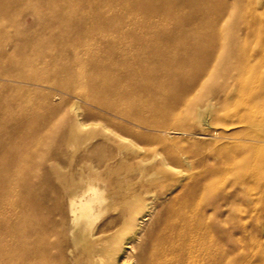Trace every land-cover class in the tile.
<instances>
[{"label": "bare ground", "instance_id": "6f19581e", "mask_svg": "<svg viewBox=\"0 0 264 264\" xmlns=\"http://www.w3.org/2000/svg\"><path fill=\"white\" fill-rule=\"evenodd\" d=\"M20 3L27 26L11 9ZM5 20L18 38L5 44L0 31V62L68 75L82 100L52 105L62 98L52 92L43 112L14 114L0 99V264H236L222 218L201 205L221 180L223 149L202 181L160 205L154 191L159 176L173 188L200 167L169 134L206 136L234 92L228 125L264 129V0H0ZM237 134L254 155L264 143Z\"/></svg>", "mask_w": 264, "mask_h": 264}, {"label": "rangeland", "instance_id": "374dc122", "mask_svg": "<svg viewBox=\"0 0 264 264\" xmlns=\"http://www.w3.org/2000/svg\"><path fill=\"white\" fill-rule=\"evenodd\" d=\"M11 9L21 11V15L17 18V21L22 26H27L32 22V17L28 15L29 9L25 8L23 3L16 4ZM187 12L188 10L184 9L180 13L185 14ZM41 13L47 15L49 11L43 8ZM192 26L190 25V28L187 29H192ZM8 28L7 21L5 22V27L0 26V31L5 30L3 33L5 44L11 45L15 43L18 36L17 32L12 30L14 28H11L9 31ZM0 78V99L5 101L8 108L14 114L20 112H43L45 107H47L46 104L51 102L50 98L47 99V96L52 92L60 93L62 97L55 99L52 105H60L61 102L62 105L65 103L70 104L76 101L77 98L82 100L80 96L82 94L81 91L69 80L68 75L65 74L58 77L52 71L44 72L28 65H21L10 61L0 62ZM40 79H46L51 82V86L44 88L32 85ZM237 103L236 92H234V97H232L231 104L228 107L221 109V106H217L216 116H211L209 119L215 125L213 124V128L206 132L207 135L202 138L198 135L184 136L179 132L169 134L171 138L180 141L182 146L188 147L187 149L193 153V155L191 154L194 157L192 158L193 162L197 163L196 166L200 167L199 169L192 170L191 173L185 174L183 182L177 183L173 188H170L168 177L159 176L157 181L164 183V187L154 191L156 197L154 203L160 205L163 202H167L173 195L181 193V188L186 182L202 181L203 168L216 164V162H218L217 166H219V163L222 161L221 157L212 155L214 154L213 151L223 149L225 153V165L220 175L221 180L217 174L220 172L219 169H213L215 171L206 170L209 173L216 174L215 177H218V181L213 187L211 197L206 200L204 199L201 205L203 206L204 204L205 208L208 209H206L208 213L213 212L215 209L214 213L222 218L223 230L225 232L224 241L229 253L227 260L230 263L234 261L236 264H264V143L260 144L259 152L254 155L249 151L251 144L249 141L237 139V133L243 129L264 139V129L262 127L249 129L246 127L239 128L237 125H228L237 119L235 116V112L238 110ZM80 105L81 107L87 106L83 102H80ZM260 112L264 114V111ZM230 115L231 117H227ZM188 124L193 134H198L203 128L201 120L190 118ZM216 132L217 135H215ZM219 134L223 136L230 134V137L224 139L219 137ZM30 149L31 143L29 142L20 148L21 151H28ZM51 151L52 147L45 149L44 157L41 160L43 166L47 164ZM77 155L78 153H75L71 161L69 157L64 156L62 158L63 161H61V164L58 163V166H64L68 161L74 165L75 161H77ZM200 163L201 165L203 163V165L201 166ZM51 178L56 179L54 175H51ZM236 180H243L244 184L236 185L234 184ZM43 186L44 188L47 187L46 184H43ZM165 194L166 197L163 198ZM228 196L231 197L229 198ZM198 202L201 201L198 200ZM235 248H238V251L236 254H231L233 252L232 249L235 250Z\"/></svg>", "mask_w": 264, "mask_h": 264}]
</instances>
